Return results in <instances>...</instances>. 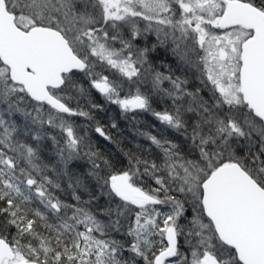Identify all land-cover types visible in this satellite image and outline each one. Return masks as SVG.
Listing matches in <instances>:
<instances>
[{"label":"snow or ice","instance_id":"6c2138e0","mask_svg":"<svg viewBox=\"0 0 264 264\" xmlns=\"http://www.w3.org/2000/svg\"><path fill=\"white\" fill-rule=\"evenodd\" d=\"M0 264H264V0H0Z\"/></svg>","mask_w":264,"mask_h":264},{"label":"trees","instance_id":"16d2710c","mask_svg":"<svg viewBox=\"0 0 264 264\" xmlns=\"http://www.w3.org/2000/svg\"><path fill=\"white\" fill-rule=\"evenodd\" d=\"M150 118V117H149Z\"/></svg>","mask_w":264,"mask_h":264}]
</instances>
